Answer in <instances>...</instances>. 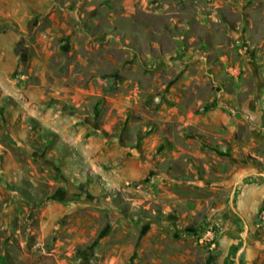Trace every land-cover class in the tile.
<instances>
[{"label":"rangeland","instance_id":"rangeland-1","mask_svg":"<svg viewBox=\"0 0 264 264\" xmlns=\"http://www.w3.org/2000/svg\"><path fill=\"white\" fill-rule=\"evenodd\" d=\"M0 264H264V0H0Z\"/></svg>","mask_w":264,"mask_h":264}]
</instances>
